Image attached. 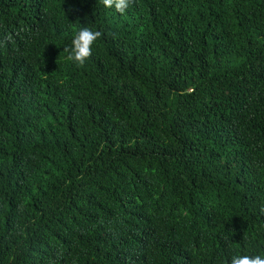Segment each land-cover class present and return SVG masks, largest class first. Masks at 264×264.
<instances>
[{"label":"trees","instance_id":"trees-1","mask_svg":"<svg viewBox=\"0 0 264 264\" xmlns=\"http://www.w3.org/2000/svg\"><path fill=\"white\" fill-rule=\"evenodd\" d=\"M7 36L0 264L264 258V0H0Z\"/></svg>","mask_w":264,"mask_h":264},{"label":"clouds","instance_id":"clouds-1","mask_svg":"<svg viewBox=\"0 0 264 264\" xmlns=\"http://www.w3.org/2000/svg\"><path fill=\"white\" fill-rule=\"evenodd\" d=\"M106 8H114L116 12L123 14L133 2V0H102ZM101 31H93L88 27H81L72 39L70 49H65L68 52L67 59L83 66L85 62L92 56L93 45L102 37ZM11 36L5 37L0 43L10 41ZM264 213V208L261 209ZM230 264H264V258L260 255H236L231 258Z\"/></svg>","mask_w":264,"mask_h":264}]
</instances>
